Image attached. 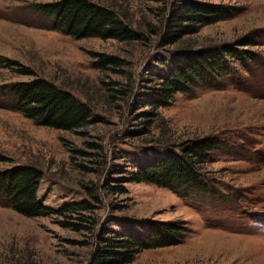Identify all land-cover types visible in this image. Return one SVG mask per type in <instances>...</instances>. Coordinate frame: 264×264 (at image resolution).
Listing matches in <instances>:
<instances>
[{
    "label": "rangeland",
    "instance_id": "obj_1",
    "mask_svg": "<svg viewBox=\"0 0 264 264\" xmlns=\"http://www.w3.org/2000/svg\"><path fill=\"white\" fill-rule=\"evenodd\" d=\"M57 1L0 0V171L34 166L43 173L42 204L89 208L26 217L0 197V264H93L108 238L149 234L166 221L184 223L183 241L142 251L130 264H264V0H200L231 6L234 15L176 44L163 40L175 0H91L132 28L126 42L53 29L44 9ZM245 38L258 45H240ZM222 46L236 54L231 71L176 94L169 106H149L176 51ZM100 55L120 65L100 68ZM33 78L88 103L91 125L63 131L25 118L11 85ZM207 136L222 141L198 187L129 181L170 148Z\"/></svg>",
    "mask_w": 264,
    "mask_h": 264
},
{
    "label": "trees",
    "instance_id": "obj_2",
    "mask_svg": "<svg viewBox=\"0 0 264 264\" xmlns=\"http://www.w3.org/2000/svg\"><path fill=\"white\" fill-rule=\"evenodd\" d=\"M44 10L54 17L53 29L77 39L126 42L136 35L114 10L91 0H59L45 6ZM234 11L233 7L227 5L200 0H175L170 3L165 17L166 40H163L176 44L186 36L198 34L206 26L231 18ZM254 44V41L245 38L240 45L251 47ZM174 56L171 72L161 82L155 98L149 102L154 110L169 106L176 94L190 92L220 70L231 71V65H234L231 59L236 54L230 47L222 46L211 49L185 48L176 51ZM7 62L9 68L14 65L12 61ZM120 62L115 57L100 55L96 65L108 68L110 65L119 66ZM20 73L32 75L28 70H20ZM11 90L17 98L16 109L37 125L78 132L89 127L93 121V112L88 103L51 81L33 78L11 85ZM221 141L216 136L186 140L170 148L160 159L139 166L132 172L129 181L177 191L188 186L196 188L203 183L202 167L221 146ZM2 161L6 160L0 155ZM42 177V171L31 165H17L0 171V197L4 205L26 217H50L88 210L85 203L69 205L58 211L42 204L38 199ZM186 229L181 222H154L149 234L108 238L93 264H130L142 251L182 242Z\"/></svg>",
    "mask_w": 264,
    "mask_h": 264
}]
</instances>
